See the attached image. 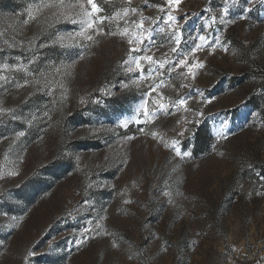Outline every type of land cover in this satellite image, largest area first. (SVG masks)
<instances>
[{"label":"rangeland","instance_id":"1","mask_svg":"<svg viewBox=\"0 0 264 264\" xmlns=\"http://www.w3.org/2000/svg\"><path fill=\"white\" fill-rule=\"evenodd\" d=\"M94 2L0 0V264H264V0Z\"/></svg>","mask_w":264,"mask_h":264},{"label":"snow or ice","instance_id":"2","mask_svg":"<svg viewBox=\"0 0 264 264\" xmlns=\"http://www.w3.org/2000/svg\"><path fill=\"white\" fill-rule=\"evenodd\" d=\"M87 3L89 4V5H91V9H92V12L93 13H95V12H99L100 11V9L98 8V6H97V4L94 2V0H87ZM168 3L169 4H172V5H178L179 3H180V0H168ZM132 11L133 12H135L136 11V9H132ZM124 14L125 15H127L128 14V9H125L124 10ZM86 15H88V16H91V13H86ZM174 18L172 17V16H169L168 17V20L169 21H171V20H173ZM89 28H91L93 25H92V23H88V25H87ZM139 27H143V25H142V23L139 25ZM161 31H163V29H161ZM128 32V29L127 28H125V30H124V33H127ZM90 38V37H89ZM199 40L200 41H202V42H205V44L207 43V38L205 37V36H203V35H201V36H199ZM128 43L129 44H132V43H134V41L133 40H129L128 41ZM176 43H177V45H179L180 43H181V41L179 40V38H177L176 39ZM216 43H219V40L217 39V41H216ZM202 47H204V44H196L195 45V48L192 50L193 52H195L197 49H201ZM213 47H214V45H213ZM133 51H136V49H133ZM177 51V49H173V52H176ZM152 57L151 56H142V57H138L137 59H136V68H140V60H148V61H152ZM179 64H180V66H183V65H185L186 64V60L185 59H181L180 61H179ZM196 67H203V65L202 64H197L196 65ZM128 71H132V69L131 68H129L128 69ZM188 72L189 73H192V68L191 67H189L188 68ZM3 77H0V79H2ZM210 102V101H209ZM179 104L181 105V106H184V104H185V100L184 99H181L180 101H179ZM159 107L161 108V109H164L166 106L164 105V104H159ZM21 135H22V133H21ZM153 135H155V133L153 134ZM221 135H223V133L221 132ZM166 147H167V145H165ZM177 155H183V156H188L189 155V153L188 152H183V153H181V152H177ZM165 195H167V193H165ZM125 203H129V201H125ZM29 255H31V253H29Z\"/></svg>","mask_w":264,"mask_h":264}]
</instances>
